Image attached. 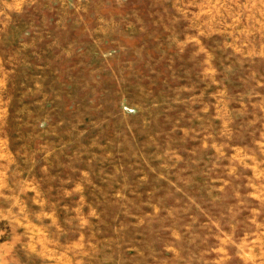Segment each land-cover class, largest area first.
<instances>
[{
  "label": "rangeland",
  "instance_id": "374dc122",
  "mask_svg": "<svg viewBox=\"0 0 264 264\" xmlns=\"http://www.w3.org/2000/svg\"><path fill=\"white\" fill-rule=\"evenodd\" d=\"M0 11L4 264H264V0Z\"/></svg>",
  "mask_w": 264,
  "mask_h": 264
},
{
  "label": "crops",
  "instance_id": "0c3cea01",
  "mask_svg": "<svg viewBox=\"0 0 264 264\" xmlns=\"http://www.w3.org/2000/svg\"><path fill=\"white\" fill-rule=\"evenodd\" d=\"M3 14H7L0 11V15ZM9 168H3L0 169V200L9 199V191L11 190V182H10V172H9ZM29 184V182H24ZM16 186V185H15ZM9 209L5 208L0 204V223H4L5 219L7 218V216L9 215ZM11 254V247H10V242H4L2 243V245H0V264H4L6 263V261L8 260L7 258H9Z\"/></svg>",
  "mask_w": 264,
  "mask_h": 264
}]
</instances>
